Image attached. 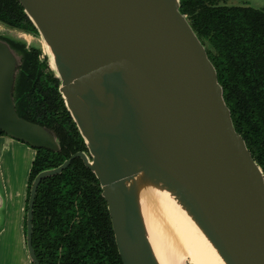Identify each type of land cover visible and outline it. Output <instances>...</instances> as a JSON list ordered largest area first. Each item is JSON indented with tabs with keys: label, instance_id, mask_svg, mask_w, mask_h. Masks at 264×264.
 Instances as JSON below:
<instances>
[{
	"label": "water",
	"instance_id": "water-1",
	"mask_svg": "<svg viewBox=\"0 0 264 264\" xmlns=\"http://www.w3.org/2000/svg\"><path fill=\"white\" fill-rule=\"evenodd\" d=\"M17 1L50 52L59 93L87 149L34 178L25 224L30 263L39 264L32 246L38 185L80 159L99 181L122 264H155L126 188L136 178L133 166L174 188L226 264H264V175L234 128L180 0ZM19 67L0 40V132L58 153L52 131L16 112Z\"/></svg>",
	"mask_w": 264,
	"mask_h": 264
},
{
	"label": "trees",
	"instance_id": "trees-1",
	"mask_svg": "<svg viewBox=\"0 0 264 264\" xmlns=\"http://www.w3.org/2000/svg\"><path fill=\"white\" fill-rule=\"evenodd\" d=\"M228 1L180 0L179 11L204 46L234 128L264 175V9ZM0 25L39 36L17 0H0ZM0 40L20 60L13 92L18 116L52 131L60 145L58 153L34 149L26 214L34 178L87 149L47 58L23 42ZM32 246L39 264H122L99 181L80 159L38 185Z\"/></svg>",
	"mask_w": 264,
	"mask_h": 264
},
{
	"label": "bare ground",
	"instance_id": "bare-ground-1",
	"mask_svg": "<svg viewBox=\"0 0 264 264\" xmlns=\"http://www.w3.org/2000/svg\"><path fill=\"white\" fill-rule=\"evenodd\" d=\"M132 168L136 178L126 188L136 202L154 263L226 264L174 188L142 166Z\"/></svg>",
	"mask_w": 264,
	"mask_h": 264
},
{
	"label": "rangeland",
	"instance_id": "rangeland-1",
	"mask_svg": "<svg viewBox=\"0 0 264 264\" xmlns=\"http://www.w3.org/2000/svg\"><path fill=\"white\" fill-rule=\"evenodd\" d=\"M228 6H246L264 9V0H229ZM0 36L26 44L41 51V58L46 57L51 69V62L40 36L27 34L0 25ZM33 154L24 150H15L0 159V264H20L27 255L23 243L26 224V199L29 171L35 151L26 145ZM188 261H186L187 264ZM191 264V263H190Z\"/></svg>",
	"mask_w": 264,
	"mask_h": 264
},
{
	"label": "crops",
	"instance_id": "crops-1",
	"mask_svg": "<svg viewBox=\"0 0 264 264\" xmlns=\"http://www.w3.org/2000/svg\"><path fill=\"white\" fill-rule=\"evenodd\" d=\"M24 150L28 154H33L34 152H31L29 148L23 144L22 142H18L15 140H6L5 137H0V159L4 157V155H7L8 153H12L15 150ZM3 202V198H2ZM23 243L25 242V236H23ZM20 264H31L30 260L28 258V254L24 256V258L21 260Z\"/></svg>",
	"mask_w": 264,
	"mask_h": 264
}]
</instances>
